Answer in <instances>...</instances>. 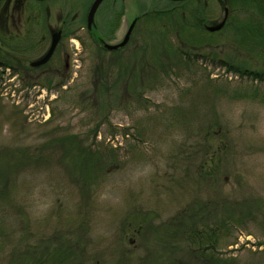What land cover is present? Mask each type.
Returning a JSON list of instances; mask_svg holds the SVG:
<instances>
[{"label": "rangeland", "instance_id": "1", "mask_svg": "<svg viewBox=\"0 0 264 264\" xmlns=\"http://www.w3.org/2000/svg\"><path fill=\"white\" fill-rule=\"evenodd\" d=\"M190 5L125 0L115 20L108 0L95 33L115 45L139 16L131 41L84 40L58 99L0 82V264L43 246L79 264H264V35L185 30Z\"/></svg>", "mask_w": 264, "mask_h": 264}, {"label": "flooded vegetation", "instance_id": "2", "mask_svg": "<svg viewBox=\"0 0 264 264\" xmlns=\"http://www.w3.org/2000/svg\"><path fill=\"white\" fill-rule=\"evenodd\" d=\"M95 1L0 0V82L9 87H12L11 82L19 84L23 98H29L30 89L40 85L43 89L34 93L37 97H42L38 93L45 96L49 93L51 96L55 94L51 100L58 99L59 94L67 90V85L74 80L75 57L87 49L84 40L95 41L96 26L94 24L90 27L88 24ZM107 1L104 0L100 5L96 16ZM162 1L169 4H191L190 10L195 22H185V30L197 29L199 34L210 35L228 33L245 37L249 45L250 39L252 42L253 37L264 35V0ZM123 3L125 0H112L110 12L116 14L113 19L126 15V7L120 6ZM140 18H135L127 29L128 32L135 22L128 43ZM247 42L241 41L244 45ZM214 43L212 40L209 48L203 46V49L213 50L216 48ZM252 43H257L256 37ZM238 45L245 48L242 44ZM100 47L107 53H118L125 48L108 52L102 43ZM46 57L47 60L42 63Z\"/></svg>", "mask_w": 264, "mask_h": 264}, {"label": "trees", "instance_id": "3", "mask_svg": "<svg viewBox=\"0 0 264 264\" xmlns=\"http://www.w3.org/2000/svg\"><path fill=\"white\" fill-rule=\"evenodd\" d=\"M157 17L160 18L159 15H157ZM97 38L102 39V38H100V35H98ZM260 39L264 40V37L260 38ZM196 225H198V223H194L192 225L186 226V229L184 228L185 231L182 232L183 234L188 233V238H190V240H193V242L202 240L204 236L208 235L206 232L199 233L198 230H196L198 228V227H195ZM184 229H181V230H184ZM214 236L215 235H209L208 240L210 241V240L214 239ZM42 245H43V243H42ZM53 245H54V247L55 246H61V244H59V243H56ZM57 250H60V251H55V253H52L50 248L47 246H43L42 249H41V247L34 248L33 249V255L35 257V259H33L34 264H70V262H71V264H77V263L79 264V259L75 258V256H73L74 255V251H73L74 249L72 250V249H69L68 247L62 246ZM68 258H71V259H68ZM72 259H77V262L76 263L72 262L71 261ZM217 260L220 261V259H217Z\"/></svg>", "mask_w": 264, "mask_h": 264}, {"label": "water", "instance_id": "4", "mask_svg": "<svg viewBox=\"0 0 264 264\" xmlns=\"http://www.w3.org/2000/svg\"><path fill=\"white\" fill-rule=\"evenodd\" d=\"M103 1H104V0H96V1L93 3V5H92V7H91V10H90V13H89V17H88V24H89L90 27H92V25H93V23H94V19H95L96 12H97L98 8L100 7V5L103 3ZM170 1H183V0H170ZM134 26H135V22H133V23L131 24L128 33L126 34L124 40H123L121 43L116 44V45H111V44H107V43H105V44H104V48L107 49L108 51H117V50H119V49L125 47V45H126V44L128 43V41H129V38H130V35H131V33H132L133 29H134ZM51 52H52V50L50 51V53H51ZM50 53H49V54H50ZM48 57H49V56H48ZM48 57H46V58L42 61V63L45 62V61L47 60Z\"/></svg>", "mask_w": 264, "mask_h": 264}]
</instances>
